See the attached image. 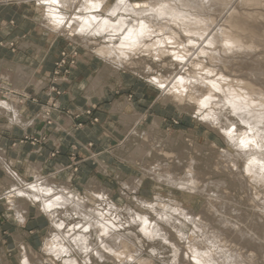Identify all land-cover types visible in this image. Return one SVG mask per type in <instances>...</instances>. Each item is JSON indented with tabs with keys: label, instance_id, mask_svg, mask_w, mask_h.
I'll return each instance as SVG.
<instances>
[{
	"label": "bare ground",
	"instance_id": "obj_1",
	"mask_svg": "<svg viewBox=\"0 0 264 264\" xmlns=\"http://www.w3.org/2000/svg\"><path fill=\"white\" fill-rule=\"evenodd\" d=\"M21 1H28V3L35 1L37 7L34 6V8L38 13H36L34 21L42 34L41 36H45L46 41L52 42L51 37L54 39L53 42L67 40L71 43V47L83 48L89 56L98 58L104 64L103 72L91 79L90 86L86 88L87 95L96 93L98 96H102L107 83L105 79L107 76L119 78L118 81L127 72L142 75L148 79L156 73L164 77L178 78L184 76L187 78V75L196 71L193 68H189L188 73L182 71V67H187L191 58L182 64L180 61L173 60L171 56L163 57L161 60H153L149 56L137 55L124 63L122 68H118L115 64V58L101 59L95 54L96 49L108 47L107 34L105 36L76 34L74 30L77 28L78 22L73 24L72 29L63 27L55 30L45 19L46 5H41L38 0ZM21 1L19 0V2ZM6 2L9 1H0L1 4H6ZM60 2L61 5H67V7L62 6L58 10L61 14L69 16L70 19L78 14L87 15L78 12L83 0H60ZM129 2L155 5L160 2L170 3L172 0H129ZM114 3L115 0H108L105 8L99 13L93 12V15L108 18L106 10L110 9ZM180 5L182 7H178L177 11L186 12L195 21L201 22L197 30L208 32L205 41L201 42L198 37L185 36L181 31V27L192 30L194 27L192 23L185 22L181 27H177L175 24L169 25L171 30L180 36V41L187 43L189 39H192L198 45L204 46L206 51L219 52L220 54L217 56L200 57V60L205 62V67L213 68L217 75L223 74L233 87L236 86V82H242V90L254 100H259L260 97L264 96V0H207V2L205 0H180ZM111 19L115 22V18ZM70 32L73 34L70 35ZM209 38H214L217 41H222L224 38L234 39L239 42V49L242 50L234 49L229 53L219 44L215 49H208L206 41ZM112 43L118 44L119 40ZM40 50L39 48L38 51ZM173 50L169 48V51ZM189 51H193V49L190 47ZM148 66L154 69L152 73L145 71ZM12 69L14 78L9 79L7 73L3 75V80L0 79V85L2 82H9L14 86V91L18 93L25 92L26 85L31 82L37 88L41 86L42 83L37 82L34 77L35 71L31 68L29 70L22 64L16 63ZM128 76L130 77V74ZM206 79H215V77H206ZM195 87L200 93L197 98H202L211 90L210 86L204 88L196 85ZM221 87H226V85L222 84ZM161 92V102L164 105L171 104L183 111L191 109V111L196 112L198 105L189 103L187 96L184 97V103L181 104L173 95L166 94L164 91ZM214 95L217 102L223 99L220 93H214ZM16 98L12 94L8 96L0 94V102H2L0 103V116H7L9 119L5 128L22 127L26 129L33 126L34 120H25L27 117L25 118L22 107L17 103ZM3 104H7L8 107H3ZM113 110V112L118 110L116 105ZM230 112V109L225 112L228 121L220 117L221 126L227 128L228 123L231 122L237 125L238 132L247 131L246 125L240 124L236 117L230 115ZM4 118L6 119V117ZM120 119L127 127L130 124L135 126L133 139L136 146L129 151L123 162L126 163L127 168L133 169L134 166L140 171L139 175H133L128 180L124 179L122 173L118 174L121 183V198L123 201H127L124 205L114 201L112 190L100 184L96 179L92 180L85 188V194H82L72 181L61 179L58 175L56 176L57 173L52 176H43L40 172L41 166H38L31 169L29 177L34 180L29 182L12 169L6 150L0 146V168L4 170L7 176L4 181L0 182V190L9 191L4 203L11 221L20 223L17 219V213H19L24 224H26L31 209L36 210L37 216H46L49 221L48 236L45 240L43 239L44 242L39 249L31 244H26L22 235H18L14 239V245H16L18 252V263L22 264V261L27 259L28 264H63L64 259L74 258L77 260V264H83V254L78 251L73 252L70 257H62L61 260H56L55 256L46 251L45 248L53 236L63 238L68 234V230L74 226H87L90 221H98L100 215L107 214L105 219L108 221V226L111 228L115 224L108 237L102 236L100 240H97L96 237L103 230L95 227L90 228L88 233H82L79 227L72 232L73 237L81 234L90 236L89 245L94 246L104 257L103 260H100L97 256L89 253L90 264H129L126 256L122 262L121 259L111 253L105 252L99 247L101 242L106 243L113 251L126 249V255H135L136 260L151 261V264H170L173 251L170 245L174 244L180 249L178 264H195V259L188 251L189 241H181L176 232L173 231L174 228L177 231H183L186 236L196 232L195 238L190 236L191 243L198 251L210 252V259L215 261V264H264V170L259 165H253L251 168L248 166L251 157L256 155L259 159L260 154L251 148L242 150L235 147L210 121L200 120L222 136L229 146L227 148H230V150H220L216 144L212 143L211 150L214 152L216 160L211 167L212 169L204 171L195 155H186L182 150V153H177L174 150L164 148L166 143L163 145L158 138L161 124L159 118H155L148 129L142 133L138 127L144 119L137 112L132 114L122 112ZM261 130L264 131V127ZM192 146L197 153L202 149L199 144L192 143ZM95 161L100 168L108 173V167L102 159L97 158ZM147 180L154 181L155 185L154 196L150 199L138 196ZM180 185H185V187L181 188ZM163 186L170 187L169 191L172 197L167 198L161 194L159 189H162ZM41 189L45 191H41ZM49 189L51 195L47 192ZM175 191L182 194L201 195L207 200L202 210L197 212L185 206L174 195ZM234 191H242L245 194L244 197L247 195V202L250 206L248 209L241 208L240 204L242 203L237 201ZM57 196L61 197L59 201L61 206L48 209L47 205L55 201ZM102 197H106V199ZM143 204L157 205L155 212L143 207ZM160 205L178 206L192 217L193 223L189 224L183 217L179 216L174 217L171 224L165 223L159 219V215L164 214V209ZM137 215L146 216L150 225L156 224L168 236L169 245L164 244L161 240H148L140 231L144 225L132 223ZM86 216L90 217V221H85L84 217ZM113 216L119 217V220L114 222ZM176 220H179L180 224H176ZM59 223H64L65 228H56L55 225ZM181 225H184V228H181ZM64 246L69 247V244L65 243ZM71 247H75V245ZM153 249L159 255L153 256Z\"/></svg>",
	"mask_w": 264,
	"mask_h": 264
},
{
	"label": "rangeland",
	"instance_id": "obj_2",
	"mask_svg": "<svg viewBox=\"0 0 264 264\" xmlns=\"http://www.w3.org/2000/svg\"><path fill=\"white\" fill-rule=\"evenodd\" d=\"M8 1L9 2H6V4L0 3V9H3L2 12H5L9 5L25 4L33 9L29 16L31 15L32 18H35L37 15L36 13H38L34 8V6L37 7L35 1H32L31 3L21 0V2H19V0ZM39 14H41V12H39ZM5 25L8 27V29H10V27L14 29L16 28V34L14 38L1 39L0 48L8 49L12 53L19 52L21 48L20 44L23 40L29 38L31 40H36V37L38 39L39 36L42 35L36 23L35 26L33 28L31 27L26 33L21 30L20 32L22 35L18 33L19 26H17L16 22L14 24V21H3L0 25V29L2 27L4 28ZM34 32L37 36H35V34L33 35ZM44 37L45 36H41L43 41L40 44L41 47L43 46V43H45L44 41H46ZM51 38L52 42L50 40L47 41V46H52V44H54V39L53 37ZM56 43H58V58H56L53 64L52 71L42 73V76L46 77L49 83L48 88L44 90L45 94L42 98L33 95L29 91H26V89L24 90L25 92H20L22 91L20 90V93H18L14 91V86L8 82H2V85L0 86V94L2 96H8L9 94L16 96L17 103L24 109V111L27 103L34 104L37 107L36 116L41 123L40 129L34 133H28L22 137H17L12 140L9 144L10 148L16 147L17 145H31L32 147H41L43 149H47L49 160H53L56 159L57 156L61 155L62 149H60V146H64L66 148V157L70 170L68 175L64 176L63 178L61 177V179L72 181L73 185L82 194H85V188L92 182V180L96 179L100 184H103L105 187H108L112 190L114 201L120 205H124L127 201H123L121 198V183L119 181L118 174L122 173L125 180H128L133 175H139L140 171L138 168L134 166L132 167L134 170L129 167L127 168L125 166L126 163L124 164L123 162V160L125 161V157L128 156L129 151L136 146V142L133 139L135 126L130 124L131 126L128 125L127 127V125H125L122 121H117L111 113L107 114L106 111L109 108L108 106H112V103H114L115 100L121 104V108H126V113L132 114L133 112H137L141 115V117L144 119V121L138 127V130L141 133L148 129V126L153 123L155 118H159L161 124L159 128L160 130L158 132V138L160 143L163 145L166 143L164 145L165 147H163L167 148V150H174L177 153H180L182 150V152H185L186 155H195L199 160L200 167L204 171L212 169L211 167L214 165V161L216 160L214 152L211 150L212 143L216 144L220 150H230V148H227L229 146L222 136H220L212 128L207 127L203 122L200 121L199 118H194L195 112L193 110L191 111L190 109L187 110V112L186 110L183 111L182 109L176 108L171 104L164 105L161 102L162 92L157 90V88H155L153 85L147 83L146 81L148 78H145L142 75L139 76L137 74L128 72L127 74L123 75L122 77L124 79L126 78L125 82L127 83V88L121 86L119 83L114 84L115 90L110 94V97L114 98V100L102 105L105 106L104 112L100 110L102 106H98L97 108L90 106L87 109H82L79 107V105H73L72 100L69 98L71 95H74V93L76 94L75 91L77 90V87L74 85L71 79L74 77V73L77 70L80 72V74L85 71L84 69H81L80 64L84 65L85 61L94 59L96 62H99L98 65H100L97 67V71H91L92 77H90L88 80L89 84H83V86L86 85L84 87L85 90L88 86H90L91 79L96 78L101 72H103L104 64L98 60V58L89 56L83 48L78 46L71 47V43L67 40H59L56 41ZM23 58L24 56L20 55L16 62L25 65L22 62ZM129 74L130 77L128 76ZM81 76L82 77L77 78L78 81L83 78V75ZM105 79L107 82L106 85H109V80L114 78L107 76ZM69 82L73 83L71 87L65 88L62 84ZM134 109L137 110L134 111ZM99 111L104 114V116L106 115L105 118L97 116V114L100 113ZM56 114H58V116L70 117L74 120L73 126L69 129H72L75 136L72 137L71 132H69L71 133L69 134L68 131H65L64 137L61 139L62 143L59 145L51 142V135L54 133L55 123H57V121H55ZM57 126L58 129H63L59 123H57ZM99 128L100 132L98 130ZM88 129L91 131L88 132ZM77 134H84V137L81 138L76 136ZM192 143L202 146L201 151L198 153L195 152ZM1 147L4 148V146ZM97 158H101L104 161H110L109 164H107L109 165L108 173L102 168L96 169L98 163H96L95 160ZM14 171L16 172V170ZM52 175L55 174H43V176ZM88 175L91 176V178L88 179L89 183H83L85 176ZM6 177V173L0 168V182L4 181ZM214 178L217 179L216 177ZM24 179L28 180L29 182L34 180L32 178L27 179L25 177ZM154 189V181L150 182L147 180L144 182V185L141 188L138 196L146 197L148 199L153 198ZM169 189L170 187L163 186L162 189L159 190L164 197L170 198L172 196ZM8 192L9 191L0 190V264H19L18 252L16 250V245H14V239L18 235H22L23 241L26 244H31L36 249H39L45 238L48 236L49 221L46 216H37L36 210L34 211L32 209L30 210V215L26 224L11 221L12 219L7 213L4 203V199L6 198ZM234 192L236 193L237 201L242 203L240 204L241 208L248 209L250 206L247 202V195L244 197L245 194L242 191ZM174 195L185 206L192 208L197 212L202 210L207 200L206 197L201 195H191L187 193L182 194L176 191L174 192ZM132 206L134 207L133 204Z\"/></svg>",
	"mask_w": 264,
	"mask_h": 264
},
{
	"label": "clouds",
	"instance_id": "obj_3",
	"mask_svg": "<svg viewBox=\"0 0 264 264\" xmlns=\"http://www.w3.org/2000/svg\"><path fill=\"white\" fill-rule=\"evenodd\" d=\"M38 2L41 5H46L45 19L49 21L55 30L63 27L72 29L73 24L78 22V26L74 30L76 34L87 36H105L107 34L108 47L96 49L95 54L101 59L115 58V64L118 68H122L124 63H127L131 57L137 55L149 56L153 60H161L163 57L171 56L173 60L180 61L182 64L188 58H191L188 66L182 67V71L188 73L189 68H193L196 71L187 75V78L184 76L178 78L172 76L164 77L156 73L146 82L166 92V94L173 95L181 104L184 103V97L187 96L189 103L198 105L194 118L198 117L204 122L210 121L235 147L242 150L251 148L253 151L258 152L260 158L258 159L256 155H253L248 166L251 168L253 165H259L264 170V131L261 130L264 127V96L260 97L259 100H254L247 92L242 90V82H236V86L233 87L223 74L217 75L213 68L205 67V62L200 60V57L217 56L220 54L219 52L206 51L204 46L198 45L192 39H189L187 43L180 41V36L172 31L169 25L175 24L177 27H181L185 22L192 23L194 25L192 30L181 27V31L185 36L198 37L201 42H204L205 37L208 35L207 31L197 30L201 22L195 21L186 12L177 11L178 7H182L180 0H172L170 3L160 2L155 5L130 3L129 0H115L111 8L106 10L108 18L93 15V12H101L108 0H95V2L94 0H83L78 12L86 13L87 15L81 16L78 14L71 19L69 16L61 14L58 10L62 6L67 7V5H61L60 0H38ZM138 9L140 11H137ZM111 18H115V22ZM69 34L72 35L73 33L70 32ZM117 40H119L118 44L112 43ZM218 44L229 53L234 49H239V42L231 38H224L222 41L209 38L206 41L208 49H215ZM190 47L193 51H189ZM169 48L174 50L169 51ZM145 71L152 73L154 69L148 66ZM206 77H215V79H206ZM222 84L226 85V87L222 88ZM196 85L204 88L210 86L211 90L202 98H197L200 93L197 92ZM214 93H220L223 99L217 102ZM3 107L7 108L8 105L3 104ZM206 109L207 112H205ZM229 109L231 110L230 115L236 117L240 124L246 125L247 131L238 132L237 125L231 122L228 123L227 128L221 126L220 117L228 121L225 112ZM179 187L184 188L185 185H180ZM41 191L45 190L41 189ZM47 192L51 195L50 189ZM102 198L106 199V197ZM60 200L61 197L57 196L55 201L47 205V208L51 209L61 206L59 204ZM142 206L151 209L153 212H155L157 207L155 204H143ZM160 207L164 209V214H160L159 219L165 223L171 224L176 216L183 217L189 224L193 223L192 217L178 206L167 207L160 205ZM98 215L100 214L98 213ZM105 215H100V220L98 221H90V217H84L85 221H90L87 226L76 225L69 229L68 234L63 238L53 236L45 250L55 256L56 260H61L62 257H70L73 252L77 251L83 254V264H90L89 253L103 260L104 257L100 255L96 248L89 245L90 236L81 234L73 237L72 232L79 227L82 233H88L90 228L95 227L103 230L96 237L97 240H100L102 236L108 237L110 230L114 229L115 224L110 228ZM17 219L20 223H24L19 213H17ZM112 220L115 222L119 220V217L113 216ZM132 223H142L144 225L140 231L148 240H161L164 244L169 245L168 236L156 224L150 225L146 216L137 215ZM175 223L180 224V221L176 220ZM55 227L64 229L65 225L64 223H59ZM181 228H184V225H181ZM173 231L176 232L181 241H189L188 251L195 259V264H215V261L210 259V252L198 251L191 243L190 236L195 238L196 232L186 236L183 231H177L175 228ZM197 231L199 230L197 229ZM65 243H68L69 247H65ZM72 245H75V247H71ZM99 247L121 259L122 262L126 256L129 264H151V261L136 260L135 255H126V249L113 251L104 242H101ZM170 247L173 249L170 264H178L180 249L174 244H171ZM152 255L157 256L159 254L153 249ZM22 264H28L27 259H24ZM63 264H77V260L74 258L64 259Z\"/></svg>",
	"mask_w": 264,
	"mask_h": 264
},
{
	"label": "crops",
	"instance_id": "obj_4",
	"mask_svg": "<svg viewBox=\"0 0 264 264\" xmlns=\"http://www.w3.org/2000/svg\"><path fill=\"white\" fill-rule=\"evenodd\" d=\"M32 10L33 9H31L28 5H25V4L9 5L5 12H2V10L0 9V25L3 21L5 22L14 21V24L16 22L17 26H19L18 33L21 34L20 32L21 30L26 33L30 30L31 27L33 28L35 26L34 18H32L31 15L29 16ZM15 34H16V28L14 29L10 27V29H8L7 26H5L4 28L2 27L0 29V40L4 38H9V39L14 38ZM34 34L35 32L33 33V35ZM35 36L37 35L35 34ZM42 42L43 41H42L41 36H39L38 39L36 37V40H31L30 38L25 39L21 42L20 51L17 53H12L8 49L0 48V79L3 80L4 78L3 75L7 73H8L7 75H9L7 76L9 79L14 78V71L12 67L17 63L16 60L18 59V57L20 55H23L24 58L22 62L26 66L23 64L22 65L28 68L29 70L30 68L31 70H34L35 79L37 80V82H40L43 84V86L41 84V86L37 88L34 85V83L31 82L30 84L26 85L25 89L26 91H29L30 93H32L35 96H38L39 98L40 97L42 98L44 96L45 94L44 90L48 88V84H49L47 81V78L42 76V73L51 72L53 68V64L56 58H58V53H57L58 43L54 42L52 46H47L48 42L44 41L45 43H43V46L41 47L40 44ZM39 48L41 49L40 51H38ZM98 63L99 62H96L94 59L85 61L84 65L80 64L81 69H84L85 71L80 74V72L77 70L74 73V77L72 78L73 80L71 79V81L77 87V90L75 91L76 94L74 93V95H71V97L69 98L70 100H72L73 105H79V107L82 109L83 108L87 109L90 106L97 108L98 106L104 105V103L106 104L107 102H112V100H114V98L110 97V94L115 90V86H114L115 83H119L121 86H124L127 88L126 86L127 83L125 82L126 79L122 77L120 81H118L119 78L118 79L114 78V79L109 80V85L105 86L104 94L102 96L100 95L98 96L96 95V93L87 95L84 87L87 85L88 80L91 77V71L92 70L97 71V67L100 66L98 65ZM81 75H83V78H81V80L78 81L77 78L82 77ZM72 82L62 83V84L65 88H67L73 85ZM84 83L86 84L85 86H83ZM115 105L117 106L118 110L116 112H113ZM108 107H107L108 109L106 110L107 114L111 113L112 116L115 117L117 121H121L120 116L122 112L126 113V108L125 109L121 108V104L116 100L114 101V103H112V106H108ZM22 110H23L25 118L27 117L25 120H34L33 126L27 127L26 129H23L22 127H19V128L14 127L13 129H10L8 127L5 128L6 124L9 123V119L7 116H3V115L0 116V146H4V149L7 152L6 154H7L8 159L9 158L11 159V161L9 159L10 166L14 170H16L21 176H24L27 179H30L29 175H30L31 169H33L34 167H38V166L39 167L41 166L40 172H42L44 175H51V174L57 173L56 176L58 175L59 177H62V178L64 176H67L70 168L68 167L69 163L66 157V148L64 146H60V149H62L61 155L57 156L56 159H53V160H49L47 149H43L41 147H32L31 145H17L16 147L10 148L9 144L11 143L12 140H14L17 137H22L23 135L28 134V133H34L35 131L40 129V126H41V123L36 116L37 107L34 104L27 103V106L25 107V111L23 108ZM100 110L104 112L105 106H102ZM134 110H137V109H134ZM97 116H101L105 118L106 115L104 116V114L100 112L97 114ZM4 117H6L7 120ZM55 121H57V123H59L63 129H58L57 123H55L54 133H52L51 135L52 143L56 145L61 144L62 143L61 139L64 137L65 131L66 132L68 131V133L71 132L72 134L71 133L69 134H71L72 137L75 136L72 129H69L74 124L73 118L66 117V116H58V114H56ZM98 130L100 132V128ZM90 131L91 130L88 129V132ZM76 136H79L82 138L84 137V134L83 135L77 134ZM103 162L107 165L109 164L110 161L103 160ZM108 166L109 165H107V167ZM99 168L100 166L98 164L96 169H99ZM89 178H91L90 175L85 176L84 178L85 180L83 183L88 182Z\"/></svg>",
	"mask_w": 264,
	"mask_h": 264
}]
</instances>
